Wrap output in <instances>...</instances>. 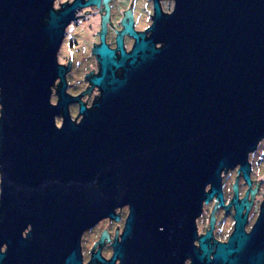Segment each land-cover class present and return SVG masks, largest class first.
Returning a JSON list of instances; mask_svg holds the SVG:
<instances>
[{"label":"water","instance_id":"95a60500","mask_svg":"<svg viewBox=\"0 0 264 264\" xmlns=\"http://www.w3.org/2000/svg\"><path fill=\"white\" fill-rule=\"evenodd\" d=\"M51 2L0 0V264H82L83 231L123 207L121 241L101 264L201 261L203 201L224 169L249 181L248 154L264 138V0H173L168 14L153 0L148 38L134 34L129 52L118 38V58L105 43L93 50L100 96L79 122L56 53L82 4L55 13ZM240 207L216 258L249 238Z\"/></svg>","mask_w":264,"mask_h":264},{"label":"flooded vegetation","instance_id":"af4514ba","mask_svg":"<svg viewBox=\"0 0 264 264\" xmlns=\"http://www.w3.org/2000/svg\"><path fill=\"white\" fill-rule=\"evenodd\" d=\"M75 0H52L51 9L55 13L72 6ZM166 1V0H165ZM173 1V0H171ZM164 0H160L163 13L168 14L163 7ZM82 6L74 9L71 21L64 27V34L57 48V64L64 67L67 95L77 98L68 106V111L74 121H80L83 114L79 111L83 105L87 111L94 108L100 96V90L90 84L93 76L99 75V59L94 53L96 46L105 43L107 47L115 50L119 56L118 38L126 52H129L137 40L135 35L145 38L150 36L148 28L152 23L154 9L153 0H150V23L144 28L139 19L140 4L138 0H80ZM174 3V2H173ZM172 11V10H171ZM46 23L49 13L44 14ZM132 32V33H131ZM135 34V35H134ZM161 44H156L160 47ZM120 75V70H116ZM61 86L60 78L54 81L51 87L52 104H57L60 97L58 90ZM61 115L56 116L60 125ZM261 144L248 155L250 166L249 181L245 180L239 166L224 169L218 191L211 198L203 201L200 213L195 220L196 237L194 247L197 254L203 258L198 261L194 255L187 256L183 264H264V230L255 228L264 205V179L255 176L252 156L260 149ZM264 154V153H263ZM211 183L207 184L205 191H211ZM219 193L221 197H219ZM241 206L239 218H244L241 231L248 236L243 248L237 250V241H233L232 251L222 258L215 257V250L219 245H225L230 240L236 228V214ZM118 219L104 218L83 231L80 237V254L82 264H101L95 257L109 262L114 253L115 243L121 241L128 208L117 209L114 213ZM30 228H26L23 237H26ZM202 246H205L206 252ZM7 250V244L0 247L1 252ZM116 258L114 264H120ZM5 264V262H2Z\"/></svg>","mask_w":264,"mask_h":264},{"label":"rangeland","instance_id":"374dc122","mask_svg":"<svg viewBox=\"0 0 264 264\" xmlns=\"http://www.w3.org/2000/svg\"><path fill=\"white\" fill-rule=\"evenodd\" d=\"M140 4V21L144 28L148 27L150 23V0H138ZM163 7L166 11H171L173 8V2L171 0H164ZM257 144L260 145V149L258 150L257 154L255 153L252 156V161L254 163V172L255 176L259 179H264V138ZM264 183V181H263Z\"/></svg>","mask_w":264,"mask_h":264}]
</instances>
